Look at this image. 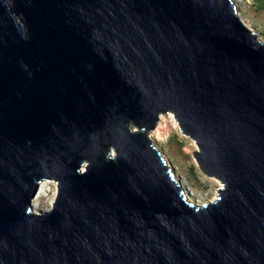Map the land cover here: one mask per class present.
I'll list each match as a JSON object with an SVG mask.
<instances>
[{
	"label": "water",
	"instance_id": "obj_1",
	"mask_svg": "<svg viewBox=\"0 0 264 264\" xmlns=\"http://www.w3.org/2000/svg\"><path fill=\"white\" fill-rule=\"evenodd\" d=\"M239 11L0 0V264H264V34ZM170 112L215 200L155 145Z\"/></svg>",
	"mask_w": 264,
	"mask_h": 264
},
{
	"label": "rangeland",
	"instance_id": "obj_2",
	"mask_svg": "<svg viewBox=\"0 0 264 264\" xmlns=\"http://www.w3.org/2000/svg\"><path fill=\"white\" fill-rule=\"evenodd\" d=\"M237 1L241 10L240 13L248 17L252 25L257 26L264 34V0ZM168 114H163L166 117L161 132L153 134L157 127L150 133L155 145L163 153L168 166L174 168L178 181L190 193L192 200L197 199L203 203L208 200H215L219 195L222 182L216 177L207 176L201 170L194 156L196 141L183 134L175 117L174 119L169 118ZM56 192L57 186L48 183L43 194L37 195L35 199L42 204V207H51L55 201Z\"/></svg>",
	"mask_w": 264,
	"mask_h": 264
},
{
	"label": "bare ground",
	"instance_id": "obj_3",
	"mask_svg": "<svg viewBox=\"0 0 264 264\" xmlns=\"http://www.w3.org/2000/svg\"><path fill=\"white\" fill-rule=\"evenodd\" d=\"M235 1H236L237 5H238V1H237V0H235ZM238 7H239V5H238ZM240 12H241V11H239V15L241 16V18H242L245 22H247V23H249V24L252 25V23L250 22V19H249L248 17L242 15ZM167 116H169V118H173V119H174V115H173L172 113H169ZM165 117H166V115H163V114H162L161 119H160L161 123L159 122L160 124H159L158 128L156 129V131H154L153 134H156V133L161 132L160 130H161V128L164 126V118H165ZM195 147H196V149H198L197 143H196V146H195ZM176 179L178 180L177 176H176ZM48 183H50V184H54L55 186H57L55 181H45V180H44V181L41 183V185H40V191H39L38 196H40L41 194H43V192L45 191V186H46ZM221 185H222V184H221ZM56 194H57V192H56ZM35 198H36V197H35ZM190 200H192V199H190ZM199 202H202V201H199ZM34 204H35V206H36L37 209H46V208H50V206H49V207H42V206H41L42 204H41L38 200H36V199H34Z\"/></svg>",
	"mask_w": 264,
	"mask_h": 264
}]
</instances>
